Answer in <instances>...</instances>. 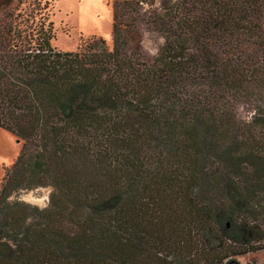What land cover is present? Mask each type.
<instances>
[{"label":"trees","instance_id":"obj_1","mask_svg":"<svg viewBox=\"0 0 264 264\" xmlns=\"http://www.w3.org/2000/svg\"><path fill=\"white\" fill-rule=\"evenodd\" d=\"M140 2L113 1V49L89 57L82 43L79 52L54 50L43 26L31 39L0 26V129L24 142L0 188V213H12L0 257L130 264L135 243L156 225L145 198L170 232L200 231L209 264L264 250V122H239L226 106L264 99V0H175L151 11L145 23L165 43L149 63L123 51L120 7L135 11ZM34 5L41 14L47 4ZM241 42L258 54L219 56ZM43 185L55 188L47 209L8 203L17 189ZM32 212L41 224L30 231ZM59 246L84 256L66 262Z\"/></svg>","mask_w":264,"mask_h":264},{"label":"rangeland","instance_id":"obj_2","mask_svg":"<svg viewBox=\"0 0 264 264\" xmlns=\"http://www.w3.org/2000/svg\"><path fill=\"white\" fill-rule=\"evenodd\" d=\"M35 0H0V26L3 23L8 22L15 26V29L19 32L23 31L22 35H28V39H31L30 32L33 29L38 30L40 26H43L44 30H48L50 34V46L56 50L67 53L79 52V44H83L84 56L89 57L91 54L106 52L109 53L113 49L112 40V3L114 0H37L41 6L45 3L46 9L41 14L36 13ZM122 1V0H117ZM142 1L139 5L135 6V11L129 10L125 6H121V12L126 15L120 16L123 22L128 25L124 31L123 51L130 57H135L138 61H145L149 63L153 55L149 54V51L153 48H161L160 38L164 36L153 29L149 24L145 23L150 15L151 11L156 13H162L163 9L172 5L175 0H137ZM228 53L219 54L221 49H217L214 45L210 50L216 55L230 57L232 54L238 56L250 54L257 55L259 51L254 46L247 45L245 43H239L237 49L233 47L225 48ZM3 53V52H2ZM156 56V55H155ZM229 105L236 114L237 120L242 123H248L251 120L257 122H264V99L258 96L252 97H237L236 99H229L226 106ZM9 137L8 142H3L0 152V188L6 176L8 170L12 167L15 159L20 153L23 145V140L18 139L15 135L3 130ZM258 131V129H257ZM259 131L264 133V129ZM260 133V132H259ZM260 133V135H262ZM259 175L264 176V170H259ZM49 189H51V195L55 193V188L52 185L41 186L33 189H17L8 198V203L14 204L21 202V196H27L28 199L35 197L41 207L47 203V209L51 205V201H45L43 198L49 196ZM31 195H28V193ZM262 196V195H259ZM148 203L151 212L154 213V217L151 220L154 224L153 227L148 226L149 232L145 233L144 237L141 236L140 240L135 243L138 253L135 249L131 252L132 258L129 260L130 264H209L211 258L207 254H203V250L207 249L202 244L201 234L197 228H192L190 231L180 230L173 226L172 232L168 217L165 215L161 220H165V223H159V216L161 218V212L158 208L159 205L145 198ZM26 204V203H24ZM30 207L32 205L27 204ZM40 210V208H38ZM6 211L0 213V232H5L1 236L0 242H6L8 232L9 214L6 215ZM28 213V212H27ZM30 215V216H29ZM27 216L28 224H31L30 231L41 224L38 219V213L32 212ZM67 221V220H66ZM164 222V221H163ZM64 223V220H63ZM148 224V223H147ZM163 230V231H162ZM25 232V230L23 229ZM162 231V232H161ZM7 233V234H6ZM21 234V233H20ZM251 232L248 234V240L253 243L252 239L256 238L254 234L251 236ZM162 237L165 240L162 245L158 237ZM16 238V236H13ZM143 238V239H142ZM187 243H190L192 247L187 249ZM4 244V243H3ZM11 248L14 251H19L22 248L23 243L14 239V242L10 243ZM4 247V245L0 246ZM55 248L56 257L60 259H68L66 262H74V259H78L84 256V252L80 249H73L64 246ZM210 252V251H209ZM194 253V255H193ZM42 249L39 253V257L42 258ZM193 255V256H192ZM37 257V260L40 258ZM15 260L22 262L15 256L12 258L0 257L3 264H17ZM235 264H264V250L247 253L245 255L236 256L233 258ZM100 264V260H96ZM107 262V260H105ZM111 264H119L118 261H108ZM101 263H105L101 260Z\"/></svg>","mask_w":264,"mask_h":264},{"label":"clouds","instance_id":"obj_3","mask_svg":"<svg viewBox=\"0 0 264 264\" xmlns=\"http://www.w3.org/2000/svg\"><path fill=\"white\" fill-rule=\"evenodd\" d=\"M164 43H165V41H164L163 37H161L160 38V44L163 45ZM149 54L150 55H153V56L157 55L158 54V49H156V48L151 49L149 51ZM28 195H31V193L29 192ZM50 195H51V189H49V196L48 197H44L43 199L45 201L50 202ZM21 201L23 203H26V204L32 205L34 207L40 208V210H43V207H47V203H45L43 205V207H41L40 203L37 202V200L35 199V197H33L32 199H28L27 196H23L22 195L21 196Z\"/></svg>","mask_w":264,"mask_h":264},{"label":"crops","instance_id":"obj_4","mask_svg":"<svg viewBox=\"0 0 264 264\" xmlns=\"http://www.w3.org/2000/svg\"><path fill=\"white\" fill-rule=\"evenodd\" d=\"M8 137L9 136L6 133H4L2 129H0V152H1L2 143L11 140V139L9 140L10 137L9 138Z\"/></svg>","mask_w":264,"mask_h":264}]
</instances>
